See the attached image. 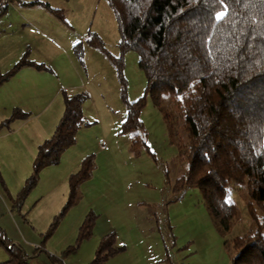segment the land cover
Wrapping results in <instances>:
<instances>
[{
	"label": "rangeland",
	"instance_id": "obj_1",
	"mask_svg": "<svg viewBox=\"0 0 264 264\" xmlns=\"http://www.w3.org/2000/svg\"><path fill=\"white\" fill-rule=\"evenodd\" d=\"M33 1H9L0 17L1 25L15 31L8 37H3L0 31V75L15 63L8 55L9 47H14L19 39H29L35 57L55 69L54 80L74 83L77 79L87 86L89 90L76 91H85L89 97L83 104L84 122L77 132V141L68 149L74 150L72 158H80L81 162L94 155L95 168L81 185L79 199L49 237L46 232L68 201L69 177L81 162L67 177L71 163L66 157L67 161L63 162L62 155L58 163L62 164L51 165L53 172L45 173L48 178L40 176L21 212L12 210L0 179V190L8 203V212L2 219L16 217L14 226H7V231L2 227L8 238L27 253L26 264H91L101 239L110 232L116 234L115 246L123 250L101 264H232L234 239L255 227L248 211L245 185L234 182L229 185L228 199L238 204L240 215L230 231L222 232L199 187L175 189L180 148L187 140L177 100L165 95L157 105L148 97L140 113L146 133L139 128L122 130L127 117L126 101L132 103L144 96L147 80L139 67L138 53L128 51L123 69L127 86L125 101L116 68L102 51L87 41L91 35L100 36L113 54H120L118 22L108 1L42 0L62 10L67 21L63 25L56 15L53 19L47 15L46 5ZM25 17L32 24H26ZM34 25L46 33L41 34ZM49 36L56 37L68 49L77 72L65 56L60 62L52 60L55 49ZM41 39H47V45ZM78 43H82V60L75 48ZM68 89H63L54 100L48 92L25 99V105L33 109L48 105L51 118L43 115L37 120L54 121L52 134L65 111L63 92L72 93ZM61 103L64 108L59 113ZM166 169L170 171L171 182L167 181ZM2 170L0 167L11 194L18 193L24 185L20 186L17 176L12 174H5L6 180ZM89 212L97 215L93 235L65 255L70 246L77 244L79 228ZM36 247H41L40 251L36 252ZM51 255L58 258V263ZM8 258L7 250L0 246V261Z\"/></svg>",
	"mask_w": 264,
	"mask_h": 264
},
{
	"label": "trees",
	"instance_id": "obj_2",
	"mask_svg": "<svg viewBox=\"0 0 264 264\" xmlns=\"http://www.w3.org/2000/svg\"><path fill=\"white\" fill-rule=\"evenodd\" d=\"M114 10L120 34V54H113L100 36L91 35L88 43L102 51L116 68L126 101L123 69L125 54L134 50L147 84L144 96L127 103V117L122 130L146 128L140 113L152 97L160 105L165 95L177 100L187 140L180 148V164L175 189L199 187L222 232L232 229L240 215L237 203L228 199L229 185H245L248 211L254 229L233 241L232 264H264V0H107ZM46 5L66 23L62 10ZM7 10L0 5V16ZM226 10L222 21L215 19ZM68 24V23H67ZM82 43L75 48L81 60ZM30 50L6 73L0 84L24 67L51 70L30 58ZM65 111L54 133L38 146L33 172L22 189L11 194L1 172L0 179L12 203L21 212L24 203L37 186L44 168L61 161L64 152L77 141L84 122L85 91H64ZM29 113L15 109L0 130ZM94 155L87 156L79 169L69 177L68 201L56 215L46 237L57 228L66 212L77 202L81 185L92 176ZM166 169L167 181L171 182ZM97 215L89 212L77 236V244L91 238ZM116 234L110 232L100 241L91 264H101L123 248H117ZM0 246L9 258L0 264H26L28 255L8 238L0 226ZM41 247L36 248V252ZM35 252V253H36ZM51 259L58 263L54 255ZM63 264V263H62Z\"/></svg>",
	"mask_w": 264,
	"mask_h": 264
},
{
	"label": "crops",
	"instance_id": "obj_3",
	"mask_svg": "<svg viewBox=\"0 0 264 264\" xmlns=\"http://www.w3.org/2000/svg\"><path fill=\"white\" fill-rule=\"evenodd\" d=\"M9 1L12 2L14 0H4V3L6 2L5 4L7 7ZM2 3L3 1L1 2V4ZM49 4L52 6L51 3ZM47 15L51 17V19H53L52 17H56L55 14L49 8ZM2 16L3 15H1L0 17ZM56 19H58L57 21H61L60 23H62L63 25L64 22L61 19L59 18ZM24 21L26 22V24L31 23L30 19L26 17L24 18ZM0 26L2 27V28L0 27V31H2L4 34L3 37H8L11 34H15V31L13 30L8 31L6 29L7 27H4L5 25L0 24ZM34 26L36 27V25ZM36 29L41 34L46 33L44 30L38 29V27H36ZM49 38L52 41L50 43L54 45V49H55L54 50L55 56L51 55L52 60H59L60 62L62 61V56H65L66 61L71 63L70 65L74 67L75 66L73 61L74 57L70 54L68 49L63 47L61 41H59L56 37L49 36ZM41 41L42 43L47 45V41H48L47 39L46 40L41 39ZM32 47L33 45L29 39H19L15 43L14 47L12 46L9 47L7 52L11 60H13V62L16 63L25 54L26 50L29 49L30 50L29 56L31 59L33 58L32 60L35 59L34 61L38 63H44L42 59L35 57L34 53H32L34 52ZM73 69L75 70V72H77L76 66ZM54 72L55 69L53 68H51V70H39L35 67L27 66L22 68L12 77L4 80L0 84V124L5 120H7L9 117H11L13 111L17 108L30 114L28 118L16 119L11 124H9L8 126H4L0 130V167L1 169H3L2 171L4 176L5 174L6 175L12 174L17 176V182L19 183L20 186H23L26 179L32 174L35 157L38 151V146L45 139L49 138V136L53 132V126H54V121L46 122L43 121V119L37 120L38 117L41 118V116L43 115L46 118L47 117L51 118V115L48 116L49 115L47 109L48 105H43V106L41 105L39 107H36L37 109L36 110L25 105V99L30 100L32 96L39 95L38 94L39 92L41 93V95H43V93L48 92V94L51 95V100H54L60 96L62 90L65 88H69L68 90L71 91L72 93L82 88L88 89L87 86H85L84 84L78 83L77 79H75L74 83L54 80V78L52 77V75H55ZM63 108H64V104L61 103L59 105L57 112L61 113ZM69 150L70 149H68L63 154V158H62L63 162H66L67 161L66 159H68V161H70L71 163L70 166L71 171H68L69 173H67V177L69 176V174L74 172L79 167L81 162L80 158L79 159L78 158L76 159V157L72 158L71 151L74 150H70V151ZM50 167L52 166H48L44 168L43 171L41 172L40 176H42L43 179L48 178V176L45 174L47 173V171H49L50 173L51 171L53 172V170H51L52 168ZM42 173H44V175ZM67 177H66V181H67ZM5 179L7 180L6 176ZM39 199L40 197L36 199L35 202H37ZM7 212H8V203L5 200L0 190V226L1 227L3 226L6 229V231L8 230L7 226H14V219L16 218L15 216L13 217L9 216V219L3 221L2 216Z\"/></svg>",
	"mask_w": 264,
	"mask_h": 264
},
{
	"label": "snow or ice",
	"instance_id": "obj_4",
	"mask_svg": "<svg viewBox=\"0 0 264 264\" xmlns=\"http://www.w3.org/2000/svg\"><path fill=\"white\" fill-rule=\"evenodd\" d=\"M225 16H226V10L225 11H220V12L217 13L215 19L217 21H222L225 18Z\"/></svg>",
	"mask_w": 264,
	"mask_h": 264
},
{
	"label": "built area",
	"instance_id": "obj_5",
	"mask_svg": "<svg viewBox=\"0 0 264 264\" xmlns=\"http://www.w3.org/2000/svg\"><path fill=\"white\" fill-rule=\"evenodd\" d=\"M63 263V262H62Z\"/></svg>",
	"mask_w": 264,
	"mask_h": 264
}]
</instances>
